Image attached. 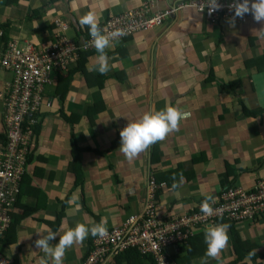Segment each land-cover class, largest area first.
<instances>
[{"label": "crops", "instance_id": "obj_1", "mask_svg": "<svg viewBox=\"0 0 264 264\" xmlns=\"http://www.w3.org/2000/svg\"><path fill=\"white\" fill-rule=\"evenodd\" d=\"M144 1L0 0V45L13 39L52 45L56 19L66 22L68 37L79 41L89 34L88 26L79 23L87 12H95L102 29L109 17ZM179 1L161 0L156 8ZM261 26L212 23L185 8L163 25L110 42L103 74L96 70V50L81 55L79 64L64 73H54L2 250L21 264H41L45 256L34 245L37 233L57 232L50 241L54 245L77 223L91 225L103 218L108 228L120 225L141 210L150 175L166 184L159 189L162 216L195 209L232 181L249 189L264 178V70L256 69L264 59ZM82 63L86 74L76 68ZM71 71L65 88L60 75ZM12 76L0 67V146L6 132L3 100ZM236 81V89L224 88ZM166 106L181 112L177 129L127 159L119 151L120 129ZM73 135L81 149L79 164L73 162ZM205 227L195 235V251L190 243L179 264H264V219L235 223L248 244L241 257L230 228L226 246L216 257L206 256ZM91 239L68 247L62 264L80 263ZM99 264L155 263L131 249Z\"/></svg>", "mask_w": 264, "mask_h": 264}, {"label": "built area", "instance_id": "obj_2", "mask_svg": "<svg viewBox=\"0 0 264 264\" xmlns=\"http://www.w3.org/2000/svg\"><path fill=\"white\" fill-rule=\"evenodd\" d=\"M160 1L146 0L138 7L109 17L101 34L122 29L126 34L110 42L123 39L163 25L185 8L205 14L212 23L230 22L233 17L231 0H217L220 7L212 12L205 7L207 0H180L156 8ZM54 22L56 41L52 45L37 47L31 41L21 43L17 39L0 45V67L13 75L3 100L7 140L0 146V238L13 221L19 183L36 137L37 115L54 73L68 70L77 60L79 50L95 49L90 36L75 41L67 35L66 22L61 19ZM247 22L257 21L250 13L235 18L236 24ZM165 186L150 175L141 210L128 215L120 225L106 227L103 237H93L85 258L78 264H99L131 249L152 258L155 264H179L178 257L184 254L199 228L217 224L219 219L235 223L264 219V178L258 179L251 189L240 185L224 187L209 201L210 215L202 213V201L195 209L162 216L158 191ZM0 264L21 263L0 246Z\"/></svg>", "mask_w": 264, "mask_h": 264}, {"label": "clouds", "instance_id": "obj_3", "mask_svg": "<svg viewBox=\"0 0 264 264\" xmlns=\"http://www.w3.org/2000/svg\"><path fill=\"white\" fill-rule=\"evenodd\" d=\"M205 7L208 8L209 12H212L218 9L220 4L217 0H207ZM230 7L234 10L233 17L230 20L231 24L234 25L236 17H243L245 14L250 13L255 21L261 22L262 26L260 30L261 34L264 35V0H231ZM79 23L88 26L93 47L100 54L96 70L103 74L108 70L104 49L109 46L110 39L122 37L126 33L122 29H116L107 35L101 34V30L97 26L96 14L93 11H89L82 16ZM180 118L181 112L177 107L166 106L161 110L145 112L139 119L128 121L119 131V151L127 159L136 157L150 145L163 140L168 133L175 131ZM173 187L175 188L176 185L173 184ZM211 199V196H207L201 203L202 213L208 215L212 213V208L209 204ZM229 227L230 225L227 223H217L205 227L204 242L206 244V256L216 257L226 246L229 239ZM106 231L105 221L101 218L99 222L91 225L77 223L74 228H70L63 235H59L58 242L54 245L50 244V241L57 237V232L47 230L44 235L37 233L38 238L34 241V245L36 249H40L44 253L45 258L41 260V264H49V257L51 264H62L65 250L72 246L74 242H82L89 235L103 237ZM252 254L249 253V258Z\"/></svg>", "mask_w": 264, "mask_h": 264}, {"label": "trees", "instance_id": "obj_4", "mask_svg": "<svg viewBox=\"0 0 264 264\" xmlns=\"http://www.w3.org/2000/svg\"><path fill=\"white\" fill-rule=\"evenodd\" d=\"M101 30V29H100ZM90 35L88 34L85 38H87V37H89ZM83 40V39H82ZM82 40H79V41H82ZM76 41V40H75ZM96 49H93V50H79V54H78V58H77V65L79 64V58L81 57V55L83 56L84 55V57H85V55L87 54V53H91L92 51H95ZM75 61V62H76ZM73 65V64H72ZM71 65V66H72ZM256 69L258 70V71H261V70H264V59H261L259 62H257V65H256ZM77 68V70H79V69H81V68H83V69H81L80 71H83L84 72V74H86L87 73V71H86V69H85V66H84V64L82 63V65L81 66H79V67H76ZM58 73H64V71H58ZM72 71L71 72H69L66 76H61L60 75V79H59V82L60 83H65V88L67 87V83L69 82V80L71 79V76H72ZM237 85H239V84H237V81L236 82H229V83H226V84H224V88L226 89V90H234V89H236L237 87L236 86ZM65 91L61 94V96H64L65 95ZM64 118L67 120V121H70L71 120V122H72V119L73 118H70V117H68V116H66V114L64 115ZM6 140H7V136H6V132H5V136H4V142H6ZM72 140H73V157H74V160H73V162H75L76 164H79V153H80V151H81V149L79 148V146H78V144H77V141H76V138H75V136L73 135V137H72ZM30 154H31V151H30V153L28 154V158H27V164H28V161H29V156H30ZM156 163V162H155ZM229 178V175L228 174H226L225 175V180H227ZM22 180H23V178H22ZM22 180L20 181V183H19V192H18V194H17V200H18V198H19V196H20V194H21V185H22ZM233 182V181H232ZM232 182H230V183H225V184H227L226 186H236L237 184L235 183V181H234V183H232ZM225 186V187H226ZM246 189H248V188H246ZM249 189H251V188H249ZM159 191H158V196H159ZM17 203V202H16ZM217 223H227V224H229L230 225V229H231V233H232V237H233V240H234V247H235V249H236V252H239V254H240V257L242 256L241 255V253H240V251L242 252V249L243 248H245V247H247L248 246V244L246 243V242H243L239 237V234H238V232H237V230H236V228H235V222L234 221H229V220H226V219H219L218 220V222ZM6 234H7V232L5 233V235L3 236V237H1L0 238V246H1V248H2V245L5 243V238H6ZM93 237L94 236H92V239H93ZM194 238H195V236L194 237H192L191 239H190V243H191V245H193V247H192V249H190L191 250V252H194L195 251V244H194ZM92 239L90 240V243L92 242ZM184 249H185V247H183ZM152 259V258H151Z\"/></svg>", "mask_w": 264, "mask_h": 264}]
</instances>
